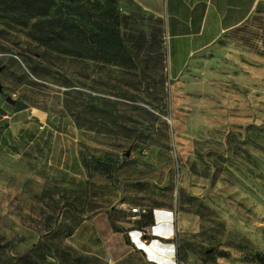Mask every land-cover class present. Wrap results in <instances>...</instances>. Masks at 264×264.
I'll use <instances>...</instances> for the list:
<instances>
[{"label": "rangeland", "instance_id": "obj_1", "mask_svg": "<svg viewBox=\"0 0 264 264\" xmlns=\"http://www.w3.org/2000/svg\"><path fill=\"white\" fill-rule=\"evenodd\" d=\"M52 1L0 0V116L69 117L87 180H40L21 141L0 148V264H147L71 236L85 209L116 217L141 200L173 213L178 264H264V0L175 81L158 18L129 0H55L30 18ZM101 26L118 41H98Z\"/></svg>", "mask_w": 264, "mask_h": 264}, {"label": "crops", "instance_id": "obj_2", "mask_svg": "<svg viewBox=\"0 0 264 264\" xmlns=\"http://www.w3.org/2000/svg\"><path fill=\"white\" fill-rule=\"evenodd\" d=\"M147 15L161 21L164 64L168 81L179 79L190 59L212 46L224 34L240 27L253 12L258 0H129ZM2 114L0 148L9 150L11 141H21L17 156L27 155L31 171L40 180L85 184L87 175L80 164L75 137L63 129L69 117L54 118L40 108L23 106ZM68 119V121H67ZM3 126V128H2ZM10 151V150H9ZM52 158L53 160H49ZM70 160L67 167L59 161ZM71 178V179H70ZM79 184V185H78ZM75 204V203H73ZM102 205V203H101ZM83 206L93 207L92 198ZM138 219L127 210L116 217L85 209L83 220L71 236L85 238V247L75 248L109 262H117L131 253L147 264H178L175 246V217L170 210L152 207L147 200L138 203ZM96 211V210H95ZM145 235L140 234V230ZM92 239V241H91ZM92 242V243H91Z\"/></svg>", "mask_w": 264, "mask_h": 264}, {"label": "trees", "instance_id": "obj_3", "mask_svg": "<svg viewBox=\"0 0 264 264\" xmlns=\"http://www.w3.org/2000/svg\"><path fill=\"white\" fill-rule=\"evenodd\" d=\"M71 2H75V1H78V0H69ZM92 1V0H91ZM54 1H52V3H50V6L46 7L42 12H37V13H33L31 14L30 18H34V17H38V16H47L49 13H50V10H51V7L55 4ZM93 2V1H92ZM103 10L101 11L103 17H110L111 16V10L108 9L107 7L105 8V6L103 5L102 6ZM75 29V25H70L68 27V30H73ZM100 30V32L98 33H93V36L97 38L98 41H100L101 43L102 42H106L107 44L109 45H112L113 43L110 42V41H118V37H117V34L113 31V30H109L107 28H104V27H99L98 28ZM37 42L40 43L41 45L45 46V47H48V48H51V49H55V47H53L52 45L46 43V41H44L43 39L39 38L37 39ZM66 54H74L73 52L67 50L65 51ZM23 107V106H22ZM21 108V107H19Z\"/></svg>", "mask_w": 264, "mask_h": 264}, {"label": "built area", "instance_id": "obj_4", "mask_svg": "<svg viewBox=\"0 0 264 264\" xmlns=\"http://www.w3.org/2000/svg\"><path fill=\"white\" fill-rule=\"evenodd\" d=\"M130 212L133 214V219H138V211H137V209L136 208H131L130 209ZM140 234L143 236V235H145V231L142 229V230H140Z\"/></svg>", "mask_w": 264, "mask_h": 264}]
</instances>
